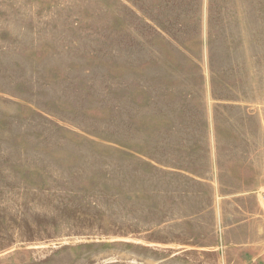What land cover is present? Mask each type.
Instances as JSON below:
<instances>
[{"label":"rangeland","instance_id":"374dc122","mask_svg":"<svg viewBox=\"0 0 264 264\" xmlns=\"http://www.w3.org/2000/svg\"><path fill=\"white\" fill-rule=\"evenodd\" d=\"M264 0H0V264H264Z\"/></svg>","mask_w":264,"mask_h":264},{"label":"built area","instance_id":"2783aa9c","mask_svg":"<svg viewBox=\"0 0 264 264\" xmlns=\"http://www.w3.org/2000/svg\"><path fill=\"white\" fill-rule=\"evenodd\" d=\"M254 192L256 193L260 202L264 206V187L263 188H257Z\"/></svg>","mask_w":264,"mask_h":264},{"label":"crops","instance_id":"0c3cea01","mask_svg":"<svg viewBox=\"0 0 264 264\" xmlns=\"http://www.w3.org/2000/svg\"><path fill=\"white\" fill-rule=\"evenodd\" d=\"M259 188V187H258ZM257 189V188H256Z\"/></svg>","mask_w":264,"mask_h":264}]
</instances>
